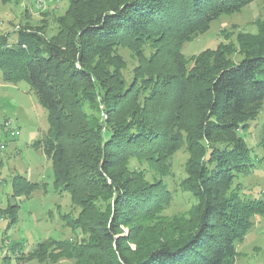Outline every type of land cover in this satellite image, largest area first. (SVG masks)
Segmentation results:
<instances>
[{
  "label": "trees",
  "instance_id": "16d2710c",
  "mask_svg": "<svg viewBox=\"0 0 264 264\" xmlns=\"http://www.w3.org/2000/svg\"><path fill=\"white\" fill-rule=\"evenodd\" d=\"M253 1L69 0L52 37L33 29L0 35L3 80L28 83L47 110L49 129L33 145L52 160L55 188L81 207L78 217L65 216L69 225L87 234L42 241L32 257L45 259L54 246L72 264H235L237 244L264 215V198L232 186L253 166L239 132L264 103V28L252 35L261 38L258 51L238 62L217 50L188 71L182 47ZM121 43L140 59L129 85L113 54ZM182 148V187L195 203L169 217L161 214L172 200L168 185L147 181L129 162L165 168ZM20 179L12 181L17 195L37 185Z\"/></svg>",
  "mask_w": 264,
  "mask_h": 264
},
{
  "label": "rangeland",
  "instance_id": "374dc122",
  "mask_svg": "<svg viewBox=\"0 0 264 264\" xmlns=\"http://www.w3.org/2000/svg\"><path fill=\"white\" fill-rule=\"evenodd\" d=\"M69 7V0H0V35L9 33L16 39L20 30L33 29L52 37L60 27L59 19ZM262 28L264 0H255L234 14L221 15L207 32L184 43L182 52L188 61V71L197 58L217 50L233 62L256 53L261 38L256 40L252 35H257ZM150 53V48H146L145 54L149 56ZM113 54L117 63L121 61L120 71L129 85L134 79L139 57L124 43L118 45ZM100 58L96 56L95 62L102 60ZM99 65L104 67L103 63ZM86 110L95 113L89 105ZM100 115L102 119L107 118L104 112ZM245 120L244 129L239 134L251 150L253 166L239 174L232 186L242 188V195L246 198H264V103L254 108ZM14 129L19 133L12 135ZM48 129L47 110L38 102L28 83L5 82L0 70V264H72L74 260L58 253L54 246L45 259L30 254L38 243L45 240L72 239L78 242L87 236L81 230L73 231L69 225L65 216L78 217L81 207L73 202L68 192L61 193L55 188L52 160L42 148L33 145ZM188 158L187 150L182 148L168 159L167 167L155 163L154 169L145 159H130V167L142 170L147 181L161 180L171 190L172 200L161 212L163 215L187 214L195 203L194 197L182 187ZM16 176L23 177L20 179L23 183H36L38 187L31 190L25 187L17 195L12 186ZM17 209L18 219L9 226L10 216ZM123 230L125 234L130 232L127 227ZM237 250L239 256L235 264H264V215L254 218L252 228L237 244Z\"/></svg>",
  "mask_w": 264,
  "mask_h": 264
},
{
  "label": "built area",
  "instance_id": "2783aa9c",
  "mask_svg": "<svg viewBox=\"0 0 264 264\" xmlns=\"http://www.w3.org/2000/svg\"><path fill=\"white\" fill-rule=\"evenodd\" d=\"M17 133H19L16 129L12 130L11 134L12 135H16Z\"/></svg>",
  "mask_w": 264,
  "mask_h": 264
}]
</instances>
